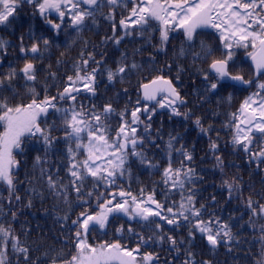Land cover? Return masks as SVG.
Wrapping results in <instances>:
<instances>
[{"label":"trees","instance_id":"obj_1","mask_svg":"<svg viewBox=\"0 0 264 264\" xmlns=\"http://www.w3.org/2000/svg\"><path fill=\"white\" fill-rule=\"evenodd\" d=\"M31 7V25H40L35 18L39 14L38 8L32 3ZM21 9L23 12L24 5H21ZM107 12L104 6L94 18H88L79 29H71L66 35L60 32L58 37L41 39L31 34L24 41L25 44L19 46L30 49L34 43L39 44L40 54L31 60L36 80L22 86H14L16 82L5 80L0 98L6 97L12 107L30 104L33 99L38 103L49 99L55 107H49L38 122L41 128L50 129V135L55 139L48 146L39 135H25L21 138L20 149L13 150V157L18 162L12 171L15 190L0 181V228L10 233L5 237L0 232V260L4 264H69L77 254V226L72 221L81 212L96 213L99 210L96 197L100 193H103V198H110V192L123 191L131 193L138 200L153 196L155 201L163 205L165 211L162 214L169 217L171 214L167 213V208L172 207L174 212H178L182 200L193 195L195 207L201 210V219H219L222 224L226 223L231 240L225 237L217 246H211L206 234L196 231L192 217L189 221L180 218L179 226H176L156 217L144 221L114 213L109 216L105 228L101 229L98 225L90 227L87 235L89 244L99 246L103 243H120L130 250L139 244L137 260L140 264H144L141 259L144 253L153 255L151 264H184L185 261L194 264H203L204 261L210 264H264V212L260 210V206L264 205V163L257 166L256 161L249 162V154L242 150V145L233 144L236 132L233 125L238 120L232 115L240 117L241 105L246 98L259 91L257 85L264 83V75L257 82H252L249 89L231 86L228 81L230 86L226 90L206 93L204 74L212 79L208 70L212 60L224 58V42L220 35H212L210 30L200 28L194 40L188 42L183 30L177 29L168 33V40L162 45L158 22L150 21L148 31L143 34L135 31L133 35H123L117 27L114 29L110 25ZM115 13L121 17L123 10L116 9ZM22 24L15 20L0 25V40L6 42L5 46L10 48L14 45L11 28L17 30ZM116 39H120L119 44L115 43ZM44 40L49 43L45 45ZM202 43L213 50V55L195 59V53L203 55ZM232 51L234 54L228 63L229 72L252 81L254 72L248 53L254 49L234 47ZM89 55L94 60L89 59ZM85 59H88L86 66L83 64ZM121 64L128 66L126 72L122 77L117 76L109 81L108 72H114ZM133 64L135 68L131 67ZM77 68L81 69L80 75L97 69L95 81L91 85L94 93L84 87L86 82H77L73 85L79 88L78 93H73L77 100L60 99V94L70 84L68 77L75 79ZM8 72L7 67L0 71V79H4ZM158 76L171 80L177 88L184 101L174 106L180 115L174 114L164 101L163 108L158 103L148 106L141 101L140 87ZM261 95L264 96V92ZM109 104L114 111L106 120H102L109 141L115 137L122 123L120 114L125 110L130 113L137 107L141 109L137 113L140 123L136 125V136L143 139L144 143L143 146L138 144L136 151L143 152L155 167L141 163L129 146L124 175H118L110 188L103 180L97 187L96 178L86 177L81 192H92L93 195L78 198L73 190L74 177L69 167L71 163L86 159L87 153L83 148L76 150L73 140L65 139L63 110H79L80 105H83L85 112L91 110L102 114L104 107ZM145 106L149 109L147 113L143 111ZM149 114L150 120L147 119ZM123 119L130 121V115L125 114ZM197 119L207 129L206 132L196 125ZM147 125L150 128L145 132ZM254 135L256 140L251 150L259 151L260 134ZM171 137L175 139L169 148ZM84 143H87V139ZM213 143L217 145L215 152L211 149ZM69 147L75 151V160L68 152ZM181 148L191 154V161L184 159L179 151ZM217 155L223 161L222 166L216 160ZM169 161L173 169H193L191 182H185L183 188L179 185L173 187L171 181L166 184L163 171ZM49 176L55 182V188L50 187ZM234 179L241 190L233 191L229 198L225 181L232 182ZM16 196L20 199L17 200ZM249 198L253 202L251 207L248 206ZM120 199L117 195V200ZM84 200L88 203L85 204ZM153 220L161 225L160 229L156 228V223H151ZM121 227L123 231H117ZM129 227L132 232L128 231ZM190 231L193 237L189 236ZM140 236L148 243H141ZM160 236L164 239L161 240ZM168 237L176 241L175 247ZM20 247L28 249L27 260L24 253L16 250ZM189 252L192 253L190 257Z\"/></svg>","mask_w":264,"mask_h":264},{"label":"snow or ice","instance_id":"obj_2","mask_svg":"<svg viewBox=\"0 0 264 264\" xmlns=\"http://www.w3.org/2000/svg\"><path fill=\"white\" fill-rule=\"evenodd\" d=\"M23 2V0H20ZM27 3L35 4L38 12L43 16L46 22L53 30H60L61 25L64 23L65 14L68 13L70 22L73 26L79 28L85 23L86 18H94L96 12L100 11L105 5L116 6L118 3H126L127 0H26ZM133 7L130 10L128 20H121L120 25L127 30L130 26H139L141 34L148 31L150 21H156L159 24L161 32V44L167 42L168 33L174 32L177 29L183 30V35L188 42H192L197 34V29L211 27L220 31V39L223 41V48L225 49L222 59H213L210 64V71L212 79H209L208 74H204V81L206 82V93H218L221 89H227L230 85L228 81H238L240 83L248 84L249 81L244 80L243 76L232 75L228 71V63L233 57L232 49L234 47H251L254 51L249 52L248 55L255 63L256 72L258 74L264 73V0H131ZM86 6V7H84ZM18 7V0H0V25L10 23L9 17H13ZM114 10V9H113ZM55 12L60 20L56 23L50 19L47 14ZM132 17H135L133 20ZM110 12L108 19H112ZM115 29V25L113 26ZM125 34H130L127 31ZM121 37L120 39H122ZM120 39H116L115 43L119 44ZM43 43L47 45L48 40ZM6 42L0 40V49L5 48ZM21 52H39V44L34 43L30 49L21 47ZM183 52V49L181 50ZM201 53H195V59L208 58L213 55V50L201 44ZM89 59L94 60V57L89 55ZM99 63V62H97ZM83 64H88V59L83 60ZM127 65L121 64L117 69L108 72V80L113 81L115 77L121 76L126 72ZM135 68L136 65H131ZM21 71L29 81L36 80L34 65L31 62L25 64ZM81 69L77 68V75L75 79L72 76L68 77L70 82L69 86L65 87L63 93L60 94V99H68L76 101L77 97L73 93L79 92V88L73 87L77 82H86L84 87L89 92L94 93V88L91 85L95 81V74L97 69H93L90 73L80 75ZM15 76V71L9 72L4 79H0V91L4 85V81H11ZM177 79L179 77L177 76ZM234 86V85H231ZM258 90L253 95L246 98L239 109L240 117L232 114L233 118L238 120L233 126L236 132L233 136L234 145H242V150L249 154L250 161H256L257 166L264 163V83L257 85ZM143 98L147 101H156L161 108L165 107L162 100H169L168 107L176 115H180L176 107H173L177 102L183 104L184 101L180 98L179 93L176 91L171 80L165 79L164 76H158L149 84L142 85ZM161 93V100H157V96ZM171 98V99H169ZM52 99H55L53 97ZM228 99H231L229 94ZM139 103V101L137 102ZM255 105V107H253ZM49 107H55L51 104L49 99H45L42 103H38L35 99L27 105H17L15 107L9 106L7 98H0V126L3 131L0 132V181L7 183L10 189L15 190L13 187L12 171L18 162L13 157V150L20 149L21 138L25 135L32 137L39 135L46 145L50 146L55 139L50 135V129L41 128L39 118L42 114H46ZM64 111V125L66 140H73L75 142V149H85L87 156L86 159L80 162L71 163L69 172L74 177L73 190L77 193L78 198L83 195L92 197V192L82 193L81 185L86 177L96 178V186L99 187L101 180L110 188L115 183V178L123 176L125 173L124 165L127 160V152L129 146L134 156L139 157L141 163H148L150 166L155 167L148 161L143 152H137V145L143 146V139L136 136L137 127L140 123V118L137 115L141 111L137 107L134 111L121 113V125L116 132L115 137L111 141L107 138V128L102 120L114 111L112 106L106 105L103 113H96L91 110L85 112L83 105H80L79 110L72 108L71 110L65 109ZM148 112L147 106L143 109ZM153 112L155 109L153 108ZM125 114L130 115V121L123 119ZM85 117H88L87 119ZM151 119V114L147 117ZM197 126L201 127V131H207L201 126L200 119L195 121ZM244 125V127H241ZM150 125L145 126L147 132ZM260 134L259 151H252L253 141L256 140L254 135ZM84 134V135H82ZM87 139V143L84 140ZM171 137L169 140V148L172 147ZM217 145L213 143L211 149L215 152ZM181 155L185 160L191 161L192 156L186 150L181 148ZM69 154L75 160V151L72 147L68 148ZM39 161V157H37ZM219 165H223L220 156H216ZM102 161V163H97ZM194 170L187 168L186 170L181 167L173 169L171 161L168 167L163 171L164 182L167 184L172 182V186L179 185L180 188L184 187L185 182L190 183ZM50 187L55 188V182L51 176L48 177ZM228 188L229 198H231L233 191L239 192L240 185L235 179L232 182L225 181ZM143 192V190H141ZM117 195L121 197L117 200ZM110 198H103V193L96 197L98 211L94 214L81 212L80 216L72 221L73 225L77 226L75 231L76 249L77 254L74 255L69 264H140L137 260V254L140 252V245L138 244L134 249H128L120 243H103L99 246H93L87 242V235L90 227L99 226L103 229L106 227L108 218L112 214L123 213L130 219L140 218L141 220L148 221L149 217H156L165 221L169 225L179 226V219L189 221L192 217L195 220L194 227L196 231L206 234L208 243L215 247L227 237L231 240V236L226 223L222 224L219 219L204 221L201 219V210L197 209L194 204L193 195H189L186 200H182L179 205V211L174 212L172 207L166 209L167 213L171 216L163 215V205L155 201L153 196L149 195L146 199L138 200L136 196L131 193L120 191L119 193H109ZM127 197V198H125ZM103 198V199H102ZM19 200L20 197L16 196ZM214 199V198H213ZM114 201H116L114 203ZM84 203H88L84 200ZM252 200L249 198L248 206H252ZM155 205V209L151 205ZM149 205V206H144ZM29 206L31 203L29 202ZM203 208V206H201ZM261 212H264V205L260 206ZM187 213V214H186ZM15 216V213H13ZM151 223H156L155 220ZM215 226V227H214ZM156 228L160 229L161 225L156 223ZM117 231L122 232L121 227ZM132 232L131 227L128 228ZM0 232L6 237L10 233L0 228ZM189 236L193 237L190 231ZM140 242L147 244L143 236L139 237ZM151 240V237L148 238ZM163 240L164 237L160 236ZM18 241V238L14 237ZM169 242L173 247L176 241L172 237H168ZM183 242V241H182ZM15 249V244L13 245ZM19 252L24 253V258L27 260L28 249L20 247ZM177 252L179 249H176ZM189 257L192 255L188 253ZM142 261L144 264H151L154 257L151 253L142 254ZM0 264H4L0 260ZM184 264H194L192 261H185ZM203 264H210L209 261H204Z\"/></svg>","mask_w":264,"mask_h":264},{"label":"flooded vegetation","instance_id":"obj_3","mask_svg":"<svg viewBox=\"0 0 264 264\" xmlns=\"http://www.w3.org/2000/svg\"><path fill=\"white\" fill-rule=\"evenodd\" d=\"M21 5H24L23 12L21 9ZM105 7L108 10L107 15H106L107 19H108L110 12L112 13V16H113L112 19H108L110 25L112 27L115 25V28L117 27L120 30V32L123 33V35H125L126 31L130 33V35L131 34L133 35L135 31H139V26H136V27L130 26L127 30H125L120 25V21L122 19L126 21L128 20V17L130 15V10L133 7V3L131 2V0H127L126 3H123V2L118 3V5L116 6L105 5ZM116 9L123 10V15L121 17L115 13ZM31 10H32L31 3H27L26 0H23V2H20V0H18V7L13 17H9V21L13 22L15 20H19V22H22L24 24H22L17 30L14 27L11 28V31L13 33L12 42L14 43V45L10 48L5 46L4 49H0V71H3L4 69H6V67L8 68L9 72H11L12 70L15 71V76L12 79L13 82H16V85L14 86H22V85H27L30 83V81L26 79L21 69H23L25 64L28 62H31L33 64L31 60L34 56L32 57L28 55L27 54L28 52L27 53L21 52L20 50L21 48H19V46L20 44H23L24 41L26 42L28 37L31 36V34H34L35 36H38L41 39H46L48 37H58L60 32L66 35L69 33L71 29L77 30L76 29L77 27L71 24L68 13L65 14L64 23L61 25V29L58 31L53 30L51 26L46 22L45 18L41 16L40 14H38L35 17L37 20H39L40 25L32 26L31 25V20H32ZM22 13L24 14L23 16H22ZM47 15L49 16L50 19L54 20L56 23H60L59 17L55 12H51L50 14H47ZM132 19L134 20L135 17H132ZM87 20L88 18H86L85 21ZM206 30L207 31L210 30V33L215 36H218L220 34L219 30L215 28L206 27ZM23 35H24V39L22 38ZM15 40H17V43L15 42Z\"/></svg>","mask_w":264,"mask_h":264},{"label":"water","instance_id":"obj_4","mask_svg":"<svg viewBox=\"0 0 264 264\" xmlns=\"http://www.w3.org/2000/svg\"><path fill=\"white\" fill-rule=\"evenodd\" d=\"M28 54L30 55V56H32V55H34L35 53H31L30 51L28 52ZM249 63H250V65L252 66V69H253V71H254V78H253V81H257L259 78H260V76H262L264 73H260V74H258L257 72H256V67H255V63L252 61V59H251V57L249 58ZM209 71H210V68H209ZM210 73H211V71H210ZM154 80V79H153ZM169 80V79H168ZM151 82V81H150ZM150 82H148V83H146V84H149ZM231 82V84L232 85H234V86H236V87H239V88H245V89H248V88H250V86H251V84H252V82H250V83H248V84H244V83H240V82H238V81H230ZM173 84V83H172ZM173 86H174V84H173ZM175 87V86H174ZM175 89H176V87H175ZM176 91H177V89H176ZM178 92V91H177ZM140 94H141V101L143 102V103H146V104H149V105H155L157 102L154 100V101H147V100H145L144 98H143V88H142V86L140 87ZM163 95H165L164 93H161V94H159L158 96H157V100H159ZM181 98V97H180ZM169 99H171V98H169ZM166 102L167 103H169V100H166ZM175 105V104H174ZM173 105V106H174ZM243 127H244V125H243ZM151 207H153L154 209H155V205L153 204V205H151Z\"/></svg>","mask_w":264,"mask_h":264},{"label":"rangeland","instance_id":"obj_5","mask_svg":"<svg viewBox=\"0 0 264 264\" xmlns=\"http://www.w3.org/2000/svg\"><path fill=\"white\" fill-rule=\"evenodd\" d=\"M219 33H220V31H219ZM253 107H255V105H253ZM97 163H102L101 161H97Z\"/></svg>","mask_w":264,"mask_h":264}]
</instances>
